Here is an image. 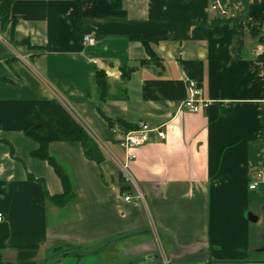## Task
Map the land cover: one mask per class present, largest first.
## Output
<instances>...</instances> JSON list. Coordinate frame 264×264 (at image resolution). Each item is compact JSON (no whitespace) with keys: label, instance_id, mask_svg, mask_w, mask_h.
Listing matches in <instances>:
<instances>
[{"label":"crops","instance_id":"1","mask_svg":"<svg viewBox=\"0 0 264 264\" xmlns=\"http://www.w3.org/2000/svg\"><path fill=\"white\" fill-rule=\"evenodd\" d=\"M4 2L15 24L12 37L0 24V264H264V0ZM188 80L210 101L197 113L179 109ZM144 123L165 138L150 131L127 160L119 140ZM79 125L100 163L59 136ZM27 132L68 168L66 204L49 200L63 187ZM124 162L139 199L123 198Z\"/></svg>","mask_w":264,"mask_h":264},{"label":"trees","instance_id":"2","mask_svg":"<svg viewBox=\"0 0 264 264\" xmlns=\"http://www.w3.org/2000/svg\"><path fill=\"white\" fill-rule=\"evenodd\" d=\"M74 1L78 5H80L82 2L90 1V0H74ZM105 1H107L110 4L112 9H119L121 6V0H105ZM235 19L236 18H233L231 19V21H234ZM9 22L11 23V37H12L15 22L13 20H10L8 3L4 2L1 5V9H0L1 27H4ZM260 39H263V38H260ZM141 40H142V43L145 45V48L147 49V52L149 53V55L153 57L154 55L149 49L147 42L143 39ZM257 59L261 63H264V56L257 57ZM263 70H264V67H263ZM95 80H96L97 89L99 91V101L100 103H102L106 99V83H105L104 75L99 71L96 72ZM98 108L100 111L101 110L100 107ZM107 121L110 122L108 118H107ZM120 123L121 125H125L122 122ZM110 124L112 125L111 122ZM126 127L128 126L126 125ZM131 128H132L131 130L135 129V127H131ZM28 135L32 136L38 144V148L37 150L32 152V156L47 161L51 165V167L54 169L63 187V193L61 195L49 196V200L57 206H62L66 204L69 200H71L74 197V193H75V188L70 178L68 168L65 165H63L61 162H59L50 153L49 140H47L46 138L42 136L34 135L32 133L31 134L28 133ZM59 136L64 141L79 142L86 158L93 160L96 163H100L103 160L104 154L99 144L93 139L90 133L83 126H80V125L77 126L70 133L59 132ZM261 137L264 140V104L261 110ZM122 181H124L123 178H122Z\"/></svg>","mask_w":264,"mask_h":264},{"label":"built area","instance_id":"3","mask_svg":"<svg viewBox=\"0 0 264 264\" xmlns=\"http://www.w3.org/2000/svg\"><path fill=\"white\" fill-rule=\"evenodd\" d=\"M212 9L216 10L218 16L223 19L231 20L233 18H236L238 15L237 11L235 10H226L224 8H219L216 5H213ZM82 41L83 44H86L88 46H93L95 44L94 38L90 35H84ZM255 54L256 57L264 56V40L256 45ZM261 64L264 67V63ZM187 91H188V97L186 98V100H184V102L180 104L179 106L180 110H184L189 113H197L200 112L204 107L208 106L210 101L204 100L201 97V93H202L201 87L196 81L194 80L187 81ZM150 131H156L158 137L161 139L165 138V133L163 131L158 130L157 128L151 129L147 124L144 123V124H140L138 128L127 131L125 137L119 140V146L123 148L127 153V160L135 159L136 155L134 153H130L129 151L145 143L148 139V133ZM119 170L122 178L124 179V182H126V184L129 187V191L131 192V194H126L123 196L124 200L130 201L132 198L139 199L141 197V194L139 192V187L137 185V182L134 180V178L129 172L127 162L120 163ZM256 175L257 177H260V173H257ZM257 183H258L257 181L252 182L249 185V188L255 189L257 187ZM1 219H2V213H0V221Z\"/></svg>","mask_w":264,"mask_h":264}]
</instances>
